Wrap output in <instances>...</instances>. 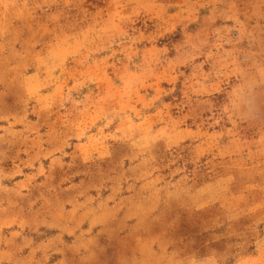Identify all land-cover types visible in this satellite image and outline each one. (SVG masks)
I'll use <instances>...</instances> for the list:
<instances>
[{
	"label": "rangeland",
	"instance_id": "obj_1",
	"mask_svg": "<svg viewBox=\"0 0 264 264\" xmlns=\"http://www.w3.org/2000/svg\"><path fill=\"white\" fill-rule=\"evenodd\" d=\"M0 264H264V0H0Z\"/></svg>",
	"mask_w": 264,
	"mask_h": 264
}]
</instances>
